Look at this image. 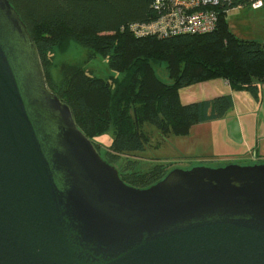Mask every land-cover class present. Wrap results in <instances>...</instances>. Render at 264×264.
Returning <instances> with one entry per match:
<instances>
[{
    "label": "water",
    "instance_id": "95a60500",
    "mask_svg": "<svg viewBox=\"0 0 264 264\" xmlns=\"http://www.w3.org/2000/svg\"><path fill=\"white\" fill-rule=\"evenodd\" d=\"M0 264H264V162L125 183L0 0Z\"/></svg>",
    "mask_w": 264,
    "mask_h": 264
},
{
    "label": "trees",
    "instance_id": "16d2710c",
    "mask_svg": "<svg viewBox=\"0 0 264 264\" xmlns=\"http://www.w3.org/2000/svg\"><path fill=\"white\" fill-rule=\"evenodd\" d=\"M152 1L9 0L33 38L47 87L69 106L76 125L103 159L137 188L156 183L169 171L165 162L152 160L142 167L140 159L132 158L145 149L143 124L164 136L184 135L192 125L221 118L232 107L230 94L183 103V88L223 79L231 89L259 100L264 83V43L238 38L229 30L227 11L237 7L235 1L216 8L217 26L210 32L136 35L133 24L156 18ZM66 41L81 46L89 59H106L113 74L103 78L73 66L53 78L48 51ZM161 64L168 81L156 74ZM109 129L106 145L95 142Z\"/></svg>",
    "mask_w": 264,
    "mask_h": 264
},
{
    "label": "rangeland",
    "instance_id": "374dc122",
    "mask_svg": "<svg viewBox=\"0 0 264 264\" xmlns=\"http://www.w3.org/2000/svg\"><path fill=\"white\" fill-rule=\"evenodd\" d=\"M226 19L229 30L236 37L264 43V7L259 9H252L248 5L232 7L227 11ZM48 63L55 79L63 75L64 67L69 69L73 66L84 67L92 75L103 78H108L113 74L108 68L106 59L100 55L89 59L87 51L73 41H66L48 51ZM155 70L160 79L168 81V72L163 64L157 65ZM184 90L185 88L181 92L184 93ZM262 108L260 117L250 114L244 115L243 119L242 117L236 119L233 116L235 112L232 110L216 123H196L190 127L187 134L178 136H164L155 126L145 123L142 126L147 139L145 149L132 154V158L140 159L142 167L152 160L153 162H165L169 170L172 168L188 169L196 165L210 167L223 165L226 163L224 162L227 158L225 155L233 152L237 147L234 144L229 145V134L236 139L242 135V132L235 131L238 124L246 127L245 136L249 139L255 134V129H258L259 135H264V102ZM245 120L248 122L246 123ZM110 136L111 130L109 129L94 140L100 145H106ZM240 145H238L240 148L238 150L241 151L243 147ZM100 153L103 154L102 151ZM260 153L264 154V142L260 146Z\"/></svg>",
    "mask_w": 264,
    "mask_h": 264
},
{
    "label": "built area",
    "instance_id": "2783aa9c",
    "mask_svg": "<svg viewBox=\"0 0 264 264\" xmlns=\"http://www.w3.org/2000/svg\"><path fill=\"white\" fill-rule=\"evenodd\" d=\"M234 1L237 7L248 5L252 9H259L264 6V0H153L156 18L133 24L131 29L136 35L159 36L210 32L217 26L216 8Z\"/></svg>",
    "mask_w": 264,
    "mask_h": 264
},
{
    "label": "crops",
    "instance_id": "0c3cea01",
    "mask_svg": "<svg viewBox=\"0 0 264 264\" xmlns=\"http://www.w3.org/2000/svg\"><path fill=\"white\" fill-rule=\"evenodd\" d=\"M264 7V6H263ZM262 8V7H261ZM222 94H230L232 98V107L226 112V114L218 119L201 122L199 124H207L217 122L222 120L230 111L234 110L233 116L236 119L240 117L253 114L260 117L262 114V104L264 102V83L260 84V96L259 100H255L246 91H236L231 89L230 85L223 79L212 80L211 82H200L186 87L184 93L180 92V99L183 103H190L194 101L206 100L216 97ZM247 123L248 121L245 120ZM243 123V121H242ZM230 131V130H229ZM235 131L241 133L242 135L238 139L232 137L229 134V145L234 144L237 146L233 152L226 154L224 162H236L241 164H249L253 162H264V154L260 153V146L264 142V135L258 134V129H255V134L249 139L245 136L247 129L238 124L235 127ZM250 140V141H249ZM243 147L240 149L238 145Z\"/></svg>",
    "mask_w": 264,
    "mask_h": 264
}]
</instances>
